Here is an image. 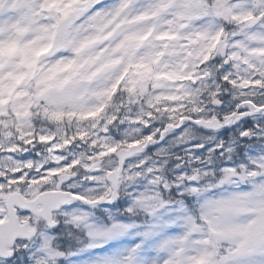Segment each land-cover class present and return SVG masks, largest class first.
<instances>
[{"label": "snow or ice", "instance_id": "1", "mask_svg": "<svg viewBox=\"0 0 264 264\" xmlns=\"http://www.w3.org/2000/svg\"><path fill=\"white\" fill-rule=\"evenodd\" d=\"M0 264H264V0H0Z\"/></svg>", "mask_w": 264, "mask_h": 264}]
</instances>
